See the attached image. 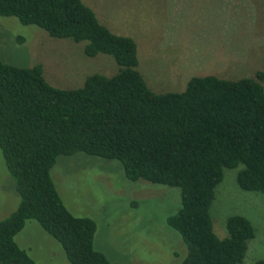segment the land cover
Instances as JSON below:
<instances>
[{"label": "trees", "instance_id": "16d2710c", "mask_svg": "<svg viewBox=\"0 0 264 264\" xmlns=\"http://www.w3.org/2000/svg\"><path fill=\"white\" fill-rule=\"evenodd\" d=\"M0 17L85 43V57L108 56L117 66L111 77L89 75L81 87L62 90L40 65L0 60V151L19 200L0 220V264H35L16 242L27 221L60 246L68 264H111L94 249L95 222L68 211L50 175L58 157L78 153L119 162L130 182L179 191L165 222L185 246L180 264H242L253 226L231 216L219 239L209 212L225 169L241 166L238 188L264 198V73L192 77L180 93L156 94L137 71L136 43L113 34L82 0H0Z\"/></svg>", "mask_w": 264, "mask_h": 264}, {"label": "rangeland", "instance_id": "374dc122", "mask_svg": "<svg viewBox=\"0 0 264 264\" xmlns=\"http://www.w3.org/2000/svg\"><path fill=\"white\" fill-rule=\"evenodd\" d=\"M82 2L113 34L136 43L137 71L156 94L180 93L192 77L237 80L264 73L263 0ZM84 45L0 17V60L23 68L40 65L55 88L77 89L89 75L117 72L108 56L85 57ZM241 168L224 170L209 213L219 239L227 237L229 217L251 223L254 238L242 264H255L264 261V198L238 188ZM50 175L68 211L95 222L94 249L111 264H180L185 258L180 236L165 222L178 207L177 189L130 182L119 162L81 153L58 157ZM18 201L0 151V220ZM16 242L35 264H68L60 246L34 221L26 222Z\"/></svg>", "mask_w": 264, "mask_h": 264}]
</instances>
